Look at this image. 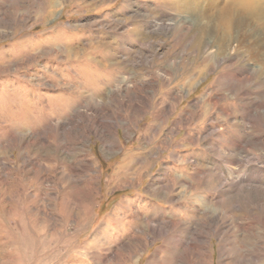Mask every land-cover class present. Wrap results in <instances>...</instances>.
<instances>
[{
	"label": "rangeland",
	"instance_id": "rangeland-1",
	"mask_svg": "<svg viewBox=\"0 0 264 264\" xmlns=\"http://www.w3.org/2000/svg\"><path fill=\"white\" fill-rule=\"evenodd\" d=\"M7 1L0 0V264H150L159 256L169 264L241 263L248 253L236 239L264 232V90L244 70L252 62L216 68L190 91L177 71L180 84L175 76L158 94L182 51L157 28L184 18L168 0H57L46 20L37 10L43 0ZM92 44L100 47L92 52ZM207 173L234 183L194 191ZM153 182L171 196H154ZM223 201L252 211L236 235L225 232L237 230L230 216L218 217ZM184 209L210 218L177 220ZM166 221L197 230L159 226ZM166 241L175 250L159 255Z\"/></svg>",
	"mask_w": 264,
	"mask_h": 264
},
{
	"label": "bare ground",
	"instance_id": "bare-ground-1",
	"mask_svg": "<svg viewBox=\"0 0 264 264\" xmlns=\"http://www.w3.org/2000/svg\"><path fill=\"white\" fill-rule=\"evenodd\" d=\"M56 1L57 0H43L42 4L39 6V8H37L38 12H41L43 16L42 17L43 20L47 19V16L50 13L51 8H55ZM168 1L171 2L170 6L176 10L174 12L179 14V16L183 15L184 18L182 19L179 17L178 19L177 17L169 25L162 22L161 24L158 25L157 28L158 31H162L164 32V34L165 33L167 34L168 32V34L177 37L178 44L182 45V51L178 54L179 57L178 61H172L171 64H167L168 61L166 62L167 68L163 73L165 78L162 77H161L162 79L159 78L160 81L162 82V86L158 90V94H164L166 92L167 87L169 88L170 82L175 78V76H176L175 80H177L178 78L177 71L180 70L183 71L185 80L187 81L186 82L187 86L186 85L185 86L189 88L190 91L192 89L194 82L197 79H200L206 74L214 71L216 68H220L221 70L220 72L223 73L225 72L226 69H230V68L240 69L241 67H243L242 64H246L247 62H252V68L250 69L246 68L244 70L248 73L249 72L251 73L253 80L257 85V87L259 88V90H264V0H168ZM6 3L8 4L9 2L7 1ZM11 8H12L11 4H8L6 11L12 10ZM95 46H96L95 44H92L90 46L92 52L96 51L100 47V46H96V47ZM91 54L92 53L87 52L84 55L87 58H91L92 56ZM105 54H106L105 57L106 56L108 57L110 55L107 52H105ZM195 63H199L198 66H195ZM92 74H94L93 71ZM98 77L100 76L97 75L96 80H99L97 79ZM178 83L180 84L179 81ZM178 98L179 97L175 95L173 100L178 101ZM222 101L223 102L227 101V98L222 97V99L216 100L210 105L211 107H216L217 105L222 103ZM205 112L208 113L206 108H205ZM161 122L164 123L165 121L162 120ZM130 163L131 162H129V164ZM143 164H146V162H144ZM118 174L119 173L114 174L113 177L117 176ZM127 174L128 173H124V175ZM219 178H220L219 175L215 173H207L206 177L195 179V184L193 185V189L194 191H198L200 190L202 184H206L208 191H210L211 189L213 190L216 189V185H218L219 183H221V186L223 188L225 186H228L230 183H234V181L232 180L223 181ZM155 185H156L155 182H153L150 185L151 188L153 189V192H155L154 196L157 194L159 199L169 198L171 196L170 192H166V193L162 192L163 188H161L162 187L161 185H158L157 187ZM217 204L218 202H215L213 203V206ZM219 206H220L219 215H218L219 219H224V218L227 219L230 216V220L233 222V225L237 228V230L233 229L232 227L230 228V230L225 229L226 230L225 232L231 234L232 236L233 234L236 235L237 232L239 231L240 226H238L237 221L241 218L244 219L246 217H249L250 214L252 213V211H249L246 207H243L241 205L239 208H229L228 210V206H225L224 201L220 203ZM148 207H151L155 214L157 213V207L155 205L150 204L148 205ZM187 209L180 210L175 214L177 220L179 219L180 221H182L184 219L188 221L189 220L201 221V219L203 220L204 218L205 219L210 218V214H208L207 212L199 216V213H197L196 210L189 211ZM139 217L141 218V215ZM212 220L214 224L218 223L217 222L218 219H212ZM149 222L148 221L146 223L144 222V228L147 227L151 228ZM182 222L177 221L176 223H174L172 221H166V223L158 222V224L159 226L171 225L174 226V228L182 227L184 229L183 232L197 230L187 224H183ZM198 224H201V222H198ZM95 239L96 237L92 241L94 242ZM236 240L237 241L235 242V246L242 248V250H246L248 255L246 256V258L245 257L241 258L243 259V261L241 260L242 262L240 261L241 263L233 260L232 264H264V232H260V231L255 232V230L245 231V234L241 238H238ZM169 247H170V243L166 241L163 249L161 248L158 254L161 255L163 253H169V255H172L175 250V247L173 246L172 249H170ZM159 257L157 258L154 257L150 264H169L172 262L171 261L172 259H169L167 257H165L164 259L161 258L159 259ZM125 262L126 261H123L122 263L126 264Z\"/></svg>",
	"mask_w": 264,
	"mask_h": 264
}]
</instances>
